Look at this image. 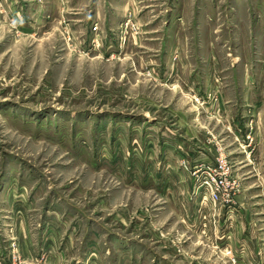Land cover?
<instances>
[{"label": "rangeland", "instance_id": "rangeland-1", "mask_svg": "<svg viewBox=\"0 0 264 264\" xmlns=\"http://www.w3.org/2000/svg\"><path fill=\"white\" fill-rule=\"evenodd\" d=\"M198 160L226 161L234 206ZM232 250L264 264V0H0V264Z\"/></svg>", "mask_w": 264, "mask_h": 264}, {"label": "built area", "instance_id": "built-area-1", "mask_svg": "<svg viewBox=\"0 0 264 264\" xmlns=\"http://www.w3.org/2000/svg\"><path fill=\"white\" fill-rule=\"evenodd\" d=\"M199 161L194 166V179L198 184V188L206 189L205 198H209L213 206L218 203H223L229 207L234 206L236 200L232 196L234 192L231 189L234 187L235 182L229 180L230 168L226 161L210 162L202 160L198 163ZM244 249L245 247L242 246V250ZM233 255L232 250L230 258L236 263V258Z\"/></svg>", "mask_w": 264, "mask_h": 264}, {"label": "crops", "instance_id": "crops-1", "mask_svg": "<svg viewBox=\"0 0 264 264\" xmlns=\"http://www.w3.org/2000/svg\"><path fill=\"white\" fill-rule=\"evenodd\" d=\"M167 141V140H166ZM198 148H200L199 146H198ZM190 149V150H189ZM196 152V153H198L199 152V150H196L195 149V147H193V148H191L189 145H188V154H190V153H192L193 154V152ZM183 153H184V151H182ZM191 155V154H190ZM193 158H194V156H193ZM203 206V205H202ZM204 207V206H203ZM220 229L221 228H219V229H217V230H215V232L213 233V238H214V235H215V242H212L213 243V247L215 248V250H217V249H219V246L221 247V243H217V241H218V239H223L222 238V236H224V232H220ZM246 232V231H245ZM244 234V235H243ZM247 233H244V232H240V235H239V237H238V240H239V238L241 237V236H243V238H245L246 240H247V243L245 244V243H242L244 246H245V248L249 251V252H247L248 254L254 249V251H261V253H262V249L259 247L258 248V245L256 246L255 244H253L251 241H250V235L248 234V235H246ZM229 235H230V240H231V244H230V246L233 248V250L236 252V254H237V256H239V253H244L245 251H246V249L245 250H242V247H241V244L240 245H238V243L236 242V238H233V235H234V232L231 234V233H229L228 234V236L227 237H229ZM248 237V238H247ZM249 242V243H248ZM222 245H225V242L223 241V243H222ZM226 247H227V244H226ZM246 253V254H247ZM241 256H243V255H240V257ZM246 258H248V257H246ZM239 261V260H238ZM237 261V262H238ZM241 262L242 263H240V264H244L245 262H246V259H244V258H242L241 259ZM236 264H239V263H236ZM261 264H263V260H262V263Z\"/></svg>", "mask_w": 264, "mask_h": 264}]
</instances>
